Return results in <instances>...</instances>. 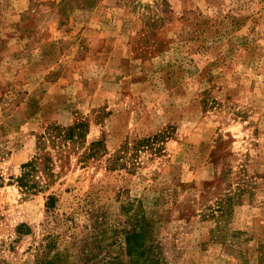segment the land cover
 Returning <instances> with one entry per match:
<instances>
[{
	"label": "rangeland",
	"instance_id": "374dc122",
	"mask_svg": "<svg viewBox=\"0 0 264 264\" xmlns=\"http://www.w3.org/2000/svg\"><path fill=\"white\" fill-rule=\"evenodd\" d=\"M0 264H264V0H0Z\"/></svg>",
	"mask_w": 264,
	"mask_h": 264
},
{
	"label": "trees",
	"instance_id": "16d2710c",
	"mask_svg": "<svg viewBox=\"0 0 264 264\" xmlns=\"http://www.w3.org/2000/svg\"><path fill=\"white\" fill-rule=\"evenodd\" d=\"M82 130H83V124H74L72 127H69L67 129H63L60 127H53L52 130H50L47 133V137H53L54 139L57 138V150H59V154H62L64 152V149L73 143H77L78 138L80 139L82 137ZM56 132V134H54ZM57 135V136H56ZM40 139H44V136H40ZM99 143H95L91 146V149H89V153L86 154V156H83L84 159L86 158H92L96 155L97 149H93L94 147H98ZM47 160H50L49 158H44L40 160V157H36L31 162L24 164L22 166L23 172L21 173L20 177L17 179V184L19 188L25 193L29 194L33 191H35L38 188V183L34 181L33 175L36 174L40 168L41 171L44 173L45 178L49 179V177L52 176L50 172V166L45 164ZM45 161V162H44ZM47 186V185H46ZM49 202L47 205L51 206L53 197L48 198ZM126 244H127V254L129 256H138V252L135 249L136 245H134L131 242V237H126Z\"/></svg>",
	"mask_w": 264,
	"mask_h": 264
}]
</instances>
